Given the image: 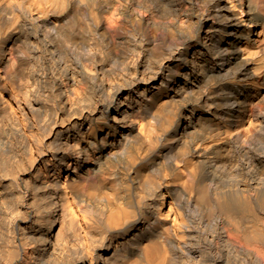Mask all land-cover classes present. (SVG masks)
Here are the masks:
<instances>
[{
    "label": "bare ground",
    "instance_id": "1",
    "mask_svg": "<svg viewBox=\"0 0 264 264\" xmlns=\"http://www.w3.org/2000/svg\"><path fill=\"white\" fill-rule=\"evenodd\" d=\"M0 264H264V0H0Z\"/></svg>",
    "mask_w": 264,
    "mask_h": 264
}]
</instances>
